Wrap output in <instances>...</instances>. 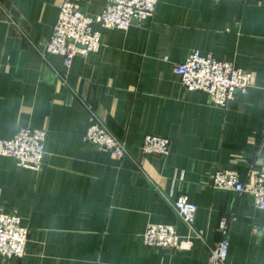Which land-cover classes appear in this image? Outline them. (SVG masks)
<instances>
[{
  "label": "crops",
  "instance_id": "crops-1",
  "mask_svg": "<svg viewBox=\"0 0 264 264\" xmlns=\"http://www.w3.org/2000/svg\"><path fill=\"white\" fill-rule=\"evenodd\" d=\"M65 1L91 18L107 0H0V140L47 133L40 171L0 160V211L29 230L22 259L0 264H208L223 239L227 264H264V210L217 191L212 175L264 170V0H159L154 17L129 30L100 26L98 55L70 67L39 48ZM194 52L252 72L255 86L227 109L185 88L174 73ZM100 124L125 144L122 160L85 142ZM169 140L166 157L142 151L145 136ZM197 208L190 228L173 202ZM227 220L226 233L220 231ZM172 226L188 251L151 250L140 238Z\"/></svg>",
  "mask_w": 264,
  "mask_h": 264
},
{
  "label": "built area",
  "instance_id": "built-area-1",
  "mask_svg": "<svg viewBox=\"0 0 264 264\" xmlns=\"http://www.w3.org/2000/svg\"><path fill=\"white\" fill-rule=\"evenodd\" d=\"M158 2L159 0H107L104 12L97 18H91L79 5L65 1L59 8L49 40L39 48L40 55L46 63L55 56L61 57L67 67L77 57L98 55L102 44L97 25L103 29L127 31L134 25L151 20ZM174 73L185 88L206 94L212 106L224 110L234 102L238 94L247 95L256 82L254 73L238 70L231 63L219 61L213 56H203L200 52H194L185 62L176 66ZM46 139L47 133L44 130L25 129L12 140H0V160L10 158L19 167L40 171L44 164ZM84 140L101 151L112 153L120 160L127 156L125 144L100 124L90 126ZM142 151L148 156L164 158L170 151L169 140L159 136H145ZM211 179L214 190L248 196L258 210H264V170L251 171L246 180H242L237 171H217ZM173 207L192 228L197 208L188 198H177ZM227 224V220H222V234L226 233ZM253 232L264 236V226L254 225ZM28 240L29 230L22 225L21 218L0 211V255L8 260L22 259ZM140 240L151 250L182 252L190 250L194 241H203V236L195 233L192 238H182L172 226L153 225ZM228 251L229 242L223 238L212 251L208 264H227Z\"/></svg>",
  "mask_w": 264,
  "mask_h": 264
}]
</instances>
